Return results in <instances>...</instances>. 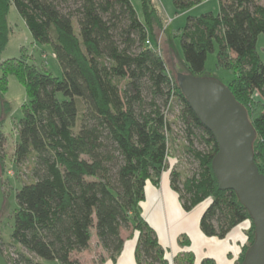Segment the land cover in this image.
<instances>
[{
  "label": "trees",
  "instance_id": "1",
  "mask_svg": "<svg viewBox=\"0 0 264 264\" xmlns=\"http://www.w3.org/2000/svg\"><path fill=\"white\" fill-rule=\"evenodd\" d=\"M204 1L172 4L180 12ZM10 5L33 42L50 46L61 77L28 63L22 48L19 57L0 62L3 111L8 76L26 93L14 162L27 170L15 193L10 235L14 254L3 256L5 260L82 264L73 255L89 249L93 230L106 255L101 254L99 262L114 264L124 244L121 231L131 230L138 232L136 264H170L155 231L141 216L140 203L146 182L158 187L166 169L171 123L165 111L174 100L188 143L185 151L197 166L183 177L171 169L169 187L185 213L209 199L198 223L206 237L224 239L234 227L250 221L236 260L241 264L254 239L253 224L235 193L218 188L211 169L217 145L166 71L156 46L164 22L152 0H140L139 12L130 0H0V53L8 40ZM259 36L264 37V5L259 0H218L216 14L187 16L179 40L186 73L196 76L216 43L217 66L234 75L226 86L255 131L253 158L264 174ZM2 138L0 131V147ZM178 244L188 248L190 242L182 236ZM172 264H194V256L189 251L177 254ZM199 264L215 263L205 258Z\"/></svg>",
  "mask_w": 264,
  "mask_h": 264
},
{
  "label": "rangeland",
  "instance_id": "2",
  "mask_svg": "<svg viewBox=\"0 0 264 264\" xmlns=\"http://www.w3.org/2000/svg\"><path fill=\"white\" fill-rule=\"evenodd\" d=\"M259 2L264 5V0H259ZM136 9H139L138 6ZM137 12H139V10H137ZM163 22V27L157 34L156 46L163 59L168 75L170 78L175 79L176 73L186 72L179 40V33L185 24V19H177L171 22L169 18L166 20L163 18ZM6 24L8 27V40L4 50L0 53V62L19 57L20 49L22 48L27 56L28 63H32L37 68L48 71L53 77H61L60 67L54 58L50 46L47 44L40 45L33 42L28 29L23 20L17 14L13 5L8 7ZM151 41L153 44L155 43V40L152 37ZM256 53L260 61L264 64L263 36H259L257 39ZM199 76L212 78L220 82L222 85H226L233 78L234 75L232 71L217 66L216 43L213 45V50L207 53L203 71ZM3 100L5 101V110L3 111L2 122L0 124V131L3 137L0 147V177L2 179V192L5 201L0 213V251L2 255L8 259L14 254V247L12 246L10 235L13 226L12 216L16 208L15 193L25 181L24 174L27 170L25 166H16L14 162V147L17 140V121L21 117V105L26 101L25 89L14 76H8L7 78V89L5 93H3ZM165 115L171 123V132L166 138V169L163 172L168 178L171 169L178 171L182 177L189 175L196 168L197 163L193 160L190 154L185 151L188 143L184 139V125H182V122L178 117L179 107L174 100L171 102L170 108L165 111ZM193 146L195 148H200V145L196 142H194ZM259 162L262 164V161ZM159 182L158 187L161 191L163 185L160 178ZM203 203H206V208L209 204V199L205 200ZM246 221L250 224L249 220ZM248 223L247 227L249 226ZM249 227L247 229H249ZM247 229L245 231H247ZM130 232L131 230H122V239L127 241ZM182 236L187 238L185 235ZM182 236L180 235L179 238ZM89 245L88 250L73 255V258L77 259L82 264H104L107 260L100 263L99 256L102 254L106 258V255L99 249V246L98 248L96 247L97 245H95L94 238L91 239ZM168 262L172 264L173 257H169Z\"/></svg>",
  "mask_w": 264,
  "mask_h": 264
},
{
  "label": "water",
  "instance_id": "3",
  "mask_svg": "<svg viewBox=\"0 0 264 264\" xmlns=\"http://www.w3.org/2000/svg\"><path fill=\"white\" fill-rule=\"evenodd\" d=\"M175 81L190 109L217 145L211 169L218 188L235 193L253 224L254 239L241 264H264V174L254 162L255 131L247 113L227 86L217 80L178 72ZM2 115L0 97V120ZM4 201L0 177V213ZM0 264H9L1 251Z\"/></svg>",
  "mask_w": 264,
  "mask_h": 264
},
{
  "label": "crops",
  "instance_id": "4",
  "mask_svg": "<svg viewBox=\"0 0 264 264\" xmlns=\"http://www.w3.org/2000/svg\"><path fill=\"white\" fill-rule=\"evenodd\" d=\"M130 1L135 9L137 6L140 8V0ZM152 2L159 10L162 18H165V20L169 18L171 22L177 19L186 20L187 16L197 17L208 12L216 14L218 11V0H206L189 10L180 12L175 11L172 0H152ZM160 180H162L163 185L161 191L159 187H154L150 182H146L144 200L140 203V210L142 218L155 231L158 242L164 249L165 259L168 260L169 257L174 258L179 253L189 251L194 256V264H199L205 258L212 259L215 264H236L241 249L247 240V231L245 230L250 224L247 221L240 223L224 239L206 237L201 233L198 225L205 207L199 213L193 215L200 205H206V203H201L190 212L185 213L178 203L176 194L170 189L169 178L164 172H162ZM247 223L249 224L248 227ZM180 235L187 236L190 242L188 248L178 244ZM137 236L138 232L132 231L128 236L129 239L127 241L124 239L122 251L114 264H136L134 248ZM92 238L95 239V245H97L93 230L91 232ZM96 247L98 248V245ZM104 264L113 263L107 260Z\"/></svg>",
  "mask_w": 264,
  "mask_h": 264
},
{
  "label": "bare ground",
  "instance_id": "5",
  "mask_svg": "<svg viewBox=\"0 0 264 264\" xmlns=\"http://www.w3.org/2000/svg\"><path fill=\"white\" fill-rule=\"evenodd\" d=\"M205 207V204L200 205L193 213V215L199 213L203 208Z\"/></svg>",
  "mask_w": 264,
  "mask_h": 264
},
{
  "label": "built area",
  "instance_id": "6",
  "mask_svg": "<svg viewBox=\"0 0 264 264\" xmlns=\"http://www.w3.org/2000/svg\"><path fill=\"white\" fill-rule=\"evenodd\" d=\"M147 45H149L150 46V44L149 43H147ZM151 47V46H150Z\"/></svg>",
  "mask_w": 264,
  "mask_h": 264
}]
</instances>
